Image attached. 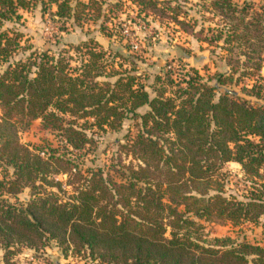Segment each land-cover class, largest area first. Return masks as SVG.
<instances>
[{
    "label": "trees",
    "instance_id": "16d2710c",
    "mask_svg": "<svg viewBox=\"0 0 264 264\" xmlns=\"http://www.w3.org/2000/svg\"><path fill=\"white\" fill-rule=\"evenodd\" d=\"M34 1L0 0V247L53 240L64 251L68 244L83 248L95 264H264V245L217 236L206 241L188 215L232 222L264 215L262 84L246 89L259 101L225 86L214 97L232 72L239 79L264 63V3L254 8L251 1L208 0L223 24L204 37L221 38L228 70L218 72L211 85L193 72L184 86L177 85L176 102L163 95L161 84L149 96L137 74L116 67L114 57L126 60L127 54L107 52L93 37L69 44L76 52L73 63L67 48L36 47L12 58L21 33L3 24ZM39 1L43 10L54 5L50 14L60 30L98 21L96 29L123 38V21L110 14L122 0ZM130 1L146 15L171 7L162 0ZM164 75L156 80L173 84ZM141 105L146 109L138 112ZM127 117L135 132L124 145L135 163L122 164L124 181L99 169L82 172L69 158L42 153L18 137L39 118L81 148L90 140L88 125L114 128ZM228 160L238 162L255 185L243 198L224 194L219 169ZM60 172L69 190L54 178ZM7 252L4 264H14Z\"/></svg>",
    "mask_w": 264,
    "mask_h": 264
},
{
    "label": "rangeland",
    "instance_id": "374dc122",
    "mask_svg": "<svg viewBox=\"0 0 264 264\" xmlns=\"http://www.w3.org/2000/svg\"><path fill=\"white\" fill-rule=\"evenodd\" d=\"M162 1L167 2L171 7H167L164 13L155 11L147 15L139 11L130 0H122L121 5L115 6L110 14H113L114 19L123 21L121 23L123 38L120 40L112 39L96 29L98 21L88 26L84 24L82 27L67 25L66 30H60V23L50 14V11L54 10V5H48L43 10L39 0H35L26 9H18L20 14L18 19L5 21L3 27L13 28L21 33L20 47L12 58L22 57L36 47H49L53 50L67 48L73 63L76 52L69 47V44H76L81 39L93 37L107 52L121 50L127 54L126 60H122L119 56L114 57L116 67L129 68L132 73L137 74L149 96L153 95L156 86L161 84L163 95H170L178 102V92L175 89L177 85L184 86V80L190 74L196 73L199 80L211 85L218 72H227L221 38L209 42L204 37L210 34L212 28L220 27L223 21L213 13L208 0ZM231 1L241 5L244 0ZM245 1H251L254 8L264 3V0ZM174 15L182 23L177 22ZM118 62L122 65L120 66ZM165 73L172 79L173 84L165 82V79L156 80L157 75L162 77ZM236 74L237 72H232L233 78L215 89L214 97L222 91V86H225L235 90L240 98L250 102L259 101L246 89L258 82L262 84L261 91L264 92V63L258 70H253L239 79L235 78ZM144 109L146 105H141L136 110L142 112ZM81 120L77 119L76 122ZM133 122V119L127 117L114 128L88 125L84 131L90 140L81 148L71 146L60 135L59 130L42 126L39 118L31 120L26 128L19 130L18 137L28 146L42 149L40 150L42 153L51 150L54 154L69 158L71 163L76 164L82 172L99 169L103 176L118 182L125 180L122 164L135 163L124 145L135 132ZM219 170L224 176L223 190L226 195L233 194L236 198H243L255 187L236 161L223 162ZM65 177L66 174L62 172L54 174V178H59L62 181L61 185L69 190V185L64 184ZM188 215L200 224L199 237L206 241L217 236L228 237L229 241L234 242L247 241L264 245V215L254 221L239 222L197 217L191 212ZM5 250H8L6 253L8 260L14 264H95L97 261L83 248L75 251L72 245L68 244L64 251L53 240L45 241L37 247L16 244L9 246L8 249L0 247V264H4Z\"/></svg>",
    "mask_w": 264,
    "mask_h": 264
}]
</instances>
